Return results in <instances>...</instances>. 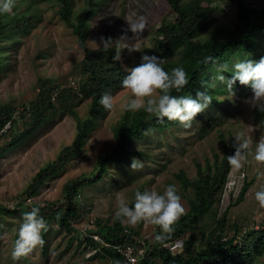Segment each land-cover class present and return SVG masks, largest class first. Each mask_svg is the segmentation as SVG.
<instances>
[{"label": "rangeland", "instance_id": "obj_1", "mask_svg": "<svg viewBox=\"0 0 264 264\" xmlns=\"http://www.w3.org/2000/svg\"><path fill=\"white\" fill-rule=\"evenodd\" d=\"M27 1L32 2L27 7L28 12L37 11L35 17H29L31 24L12 30L0 40V104L10 103L18 111L35 96L39 77L75 86L81 77L79 63L84 55L72 26L59 17L56 4L50 0ZM27 1L16 0L13 13L20 15L24 11L22 4ZM248 1L253 5H264V0ZM203 6L206 9L218 7L214 15L217 25L232 24L236 9L233 1L203 0ZM82 7L84 0H73L75 11ZM171 13L166 0H103L89 19L87 46L95 49L100 44L101 36L111 37L115 52V48L122 43L118 40L119 37L128 29L127 20L135 21L143 17L146 21L145 30L141 36L129 40V43L138 45L142 52L129 54L127 49L121 51L119 62L128 73L130 68L140 63V55L151 48L158 23ZM126 34L128 37L133 35L130 30ZM232 59L231 64L240 61V57ZM222 64L230 66L225 59L216 62V68L209 78L211 86L223 88L215 92L218 102H212L197 114L189 128L183 127L178 121H172L163 130L149 128L136 134L131 153L123 161L109 162L101 178L82 186L80 196H77L80 216L71 221L77 232L67 230L52 220L48 224V231L42 233L44 246L37 247L30 255L17 262L11 259V251L18 238L23 214L29 211L28 207L60 201L65 182L89 173L97 157L114 146L113 126L124 112V104L130 93L121 84L106 91L113 97V108L109 111L102 110L79 153L67 159L30 196H24L23 189L40 167L53 160L59 150L72 141L77 127L76 118L68 113H57L12 146L7 142L9 132L1 133L0 205L6 209H18L11 213L1 209L0 264H108L109 259L102 255L101 247H92L85 241L84 236L92 235L88 230L89 226L96 221L113 225L118 197H123L130 204L134 203L137 190L162 194L168 185L176 186L180 202L187 211V198L182 193V183L177 173L182 171L188 177H194L196 161L204 165L206 158L213 159L214 153L221 156L223 149L219 133L233 139L238 133H243L251 144V151L243 166L237 169L231 165L220 200L215 205L217 216L229 205L225 234L230 236L238 232L240 238L247 229L264 225V208L255 200V193L264 186V164L254 159L256 145L264 138V123L258 119L260 117L264 121V113H256L257 110L245 103L252 95L249 87L240 85L237 81L230 92L224 83L215 79L218 75L217 67ZM222 74L225 77L232 76L228 72ZM156 95L159 93L154 94ZM88 103L89 100L84 99L77 106L81 117L86 114ZM206 122L211 127L203 133L202 127ZM136 150L145 153L133 152ZM132 158L138 159L143 166L138 170L131 169ZM245 182L248 184L242 199L237 201ZM19 203L21 205L18 207ZM123 225L131 227L126 222ZM213 227L211 217L202 219L200 228L206 230ZM132 228L138 231L141 240H152L157 226L141 223ZM99 241L101 242V238ZM252 264H264V256L258 257Z\"/></svg>", "mask_w": 264, "mask_h": 264}, {"label": "trees", "instance_id": "obj_2", "mask_svg": "<svg viewBox=\"0 0 264 264\" xmlns=\"http://www.w3.org/2000/svg\"><path fill=\"white\" fill-rule=\"evenodd\" d=\"M50 1L57 5L59 17L72 26L77 42L84 52L79 63L81 77L75 86L39 77L36 82L35 96L27 104H23L21 110L18 111L10 103L0 104V128L9 124L5 133L9 132L7 142L12 146L57 113H68L74 116L77 127L72 141L64 145L53 160L35 172L31 182L23 189L24 196L35 194L39 186L56 173L67 159L79 153L97 117L104 110L99 103L101 95L121 84L128 74L119 61L113 60L115 55L113 48L108 51L102 49L97 51L96 48L87 46L86 40L90 34L89 19L96 13L103 0H84V7L78 11L73 9V0ZM166 1L173 14L161 19L154 32L151 48L142 54L155 55L163 59L162 67L165 71H171L172 68L180 66L187 72L188 85L180 92L173 90L172 95L195 97L198 89L203 91L206 87L213 97L212 102H218L215 92L223 88L209 84L216 62L225 59L230 63L228 67L231 69L234 57H240V61H258L264 57V5H253L248 0H231L236 4L232 24L217 25L214 17L217 6L206 9L203 6V0ZM31 3L27 1L22 4L24 11L20 15L0 14V40L12 30L31 24L30 15L35 17L37 13L36 10L28 12L27 7ZM209 56L214 58L215 63L211 61L207 64L202 63L205 57ZM228 73L232 74L231 71ZM84 99H88L89 103L86 114L81 117L77 112V106ZM258 119L264 123L262 118ZM171 123L172 121L166 118L158 120L143 109L137 112L124 110L113 126L114 146L97 157L89 173H83L65 182L60 201L38 206L40 216L47 224L53 220L65 229L77 232L71 221L80 216L77 196H80L82 186L101 178L109 162L123 161L126 155L131 153L136 134L149 128L163 130ZM209 127L211 126H208L206 122L202 127L203 133ZM218 136L223 149L221 156L214 153L213 159L206 158L204 165L196 161L194 177H188L182 171L177 173L182 183V193L187 198L188 210L174 225L175 230L172 235L163 243L154 242L155 236L152 240H141L137 230L123 225L116 219L113 225L96 221L89 226V232L100 235L101 242L89 235L84 236L85 241L92 247L100 246L102 255L109 259L108 264L126 263L114 245H133L144 248V253L135 264H252L255 259L264 256L263 224L258 228L247 229L238 238V232L230 236L225 234L229 205L217 216L218 210L215 205L220 200L231 168L227 156L235 152L232 137L228 138L222 133ZM133 152L145 153L142 150ZM247 184L248 182H245L242 186L237 201L242 199ZM188 189L190 192L187 193ZM132 204L130 203L129 206ZM20 205L21 203L18 207ZM1 209L11 213L18 208L6 209L0 205V213ZM28 209L30 211L31 207ZM204 217L213 219V228L206 230L200 228ZM159 232L160 228L157 227L155 235ZM178 238L183 239L182 249L170 250L166 243Z\"/></svg>", "mask_w": 264, "mask_h": 264}, {"label": "clouds", "instance_id": "obj_3", "mask_svg": "<svg viewBox=\"0 0 264 264\" xmlns=\"http://www.w3.org/2000/svg\"><path fill=\"white\" fill-rule=\"evenodd\" d=\"M15 3L16 0H0V14L13 15ZM127 23L128 29L118 39L122 43L115 48L113 60H121L123 49H127L129 54L142 52L138 45L129 43V40L141 36L146 27L145 19L140 17L135 21L127 20ZM128 30L133 34L132 37L127 36ZM113 42L111 37L101 36L100 44H97L95 50L108 51L112 48ZM210 61L215 63L211 56L205 57L202 63L207 64ZM163 63V59L155 55L142 54L141 62L129 69L128 74L121 81L122 88L127 89L130 93L129 99L124 104V110L137 112L143 109L158 120L166 118L169 121H178L183 127L189 128L197 114L211 105L213 97L206 87L203 91L198 89L194 98L190 95H172L173 90L180 92L188 85L189 76L180 66L172 68L171 71H165L162 67ZM228 71L232 72L231 77H225L222 74ZM217 73L215 79L224 83L230 92L237 81L240 85L249 87L252 95L245 100V103L250 108L264 113V57L258 61H238L232 65L231 69L227 64L219 65ZM155 93H159V95L154 96ZM99 103L106 111L111 110L114 106L113 97L107 92L101 95ZM233 147L235 152L233 155L227 156V159L230 165L239 169L247 161L251 144L243 133H238L234 137ZM254 159L258 163L264 164V138L256 145ZM142 166L138 159L132 158L131 169L138 170ZM255 200L261 208H264V186L255 193ZM180 201L181 197L178 195L175 185H168L162 194L157 191L140 192L137 190L132 206H129L123 197L117 198V210L114 218L122 224L126 222L131 227L141 223L159 227L160 232L155 235L154 242L163 243L172 235L175 230L174 225L185 214L186 210ZM47 231L48 224L40 216L39 207H32L30 211L25 212L23 222L18 229V238L11 251V259L17 262L30 255L37 247H43L45 240L42 233ZM182 245V238L166 243V246L172 251L181 250ZM136 248L142 249V254L144 253V248Z\"/></svg>", "mask_w": 264, "mask_h": 264}, {"label": "built area", "instance_id": "obj_4", "mask_svg": "<svg viewBox=\"0 0 264 264\" xmlns=\"http://www.w3.org/2000/svg\"><path fill=\"white\" fill-rule=\"evenodd\" d=\"M8 123L4 125L2 128H0V134L5 131V129L8 127ZM95 239H99V237L96 234L91 235ZM116 250L123 255V257L126 260L125 264H135L142 255V249L136 248L133 245H125V246H119V245H114Z\"/></svg>", "mask_w": 264, "mask_h": 264}]
</instances>
